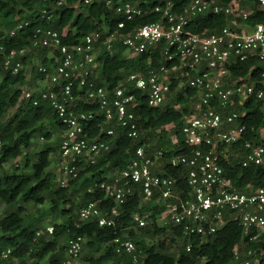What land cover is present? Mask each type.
I'll use <instances>...</instances> for the list:
<instances>
[{
	"label": "built area",
	"instance_id": "1",
	"mask_svg": "<svg viewBox=\"0 0 264 264\" xmlns=\"http://www.w3.org/2000/svg\"><path fill=\"white\" fill-rule=\"evenodd\" d=\"M256 1L264 13V0ZM63 2L55 0V5L42 7L40 18L51 20L55 8ZM93 4H103L113 10L119 18L115 28L109 30L103 26L101 31L64 43L62 39L67 28L59 32L37 27L30 48H46L50 64L40 63L38 66V71L45 76L37 79L42 88L22 89L21 92V98L30 100L33 105L47 101L63 126L57 153L59 187L67 186L77 177V163H95L99 154L110 148L101 138V131L93 137L85 132L86 122L94 115L91 111L77 110L83 97L87 102L97 103L105 122L115 121L132 138L138 136L133 111L138 101L134 90L146 91L151 106H162L172 80L169 74L180 70V77L184 79L177 81L176 89H192L195 98L190 106L193 113L185 117L182 125L185 143L191 150L169 159L171 166L187 167V193L181 196L174 177L154 172L155 165L161 167L162 152L148 154L140 145L124 168L114 170L107 180L98 183V188L113 204L105 210L101 201L89 200L78 209V221H95L99 226L113 225L122 205L137 191L142 200L160 203L164 207L156 222L180 228L176 240L184 242L186 251L190 250L193 238L203 239L230 220H237L244 234L253 228L256 232L249 239L257 241L264 235V187L247 184L244 190H237L231 179L225 176L221 160L227 161L229 155L241 150L242 167L264 165V145L244 139L246 126L239 119L244 112H225L235 101L241 104L249 97L261 100L264 109V22L246 24L244 19L252 9L234 7V1L221 5L214 0H190L181 11H176L172 0H80L81 7ZM150 12L159 13L160 19L144 24L134 22ZM205 13L237 16L240 23L234 22L211 32L197 33L187 28L192 20ZM27 25L28 21L17 22L8 35L16 36ZM116 45L122 46L128 57L146 54L148 63L151 54L163 46L166 59L177 57L178 61L170 68L161 65L158 69H150L145 75L141 72L123 74L122 81L113 87L105 81L97 84L100 50L112 52ZM30 48L9 50L4 56V66L12 74L17 73L22 66L20 57ZM4 52L5 47L0 45V55ZM249 58L256 59L261 66L259 79L250 73L232 77L229 66ZM83 87L84 93L80 94ZM105 133L111 136L114 131L107 128ZM175 142L173 137L172 143ZM238 145L240 147H235ZM220 146L223 149L218 150ZM132 221L134 228L147 224L146 215L138 211L132 214ZM52 232V226L45 227V233ZM41 233L36 231V235ZM85 240L83 236L68 238L61 264H75ZM113 243L121 258L119 264L141 263V252L131 239L117 237ZM12 250L7 247L0 252V264H11ZM256 251L248 249L245 258L240 260L241 264H258ZM233 253L237 260L238 245L233 248Z\"/></svg>",
	"mask_w": 264,
	"mask_h": 264
},
{
	"label": "trees",
	"instance_id": "2",
	"mask_svg": "<svg viewBox=\"0 0 264 264\" xmlns=\"http://www.w3.org/2000/svg\"><path fill=\"white\" fill-rule=\"evenodd\" d=\"M189 1L172 0L176 11H181ZM214 1L224 5L235 0ZM238 1L243 9H252V13L244 19L246 24L264 22V13L259 9L256 0ZM51 4L55 5V0H0V27L7 25L10 30L17 22L28 21V25L19 30L16 36H9V30H0V45L5 47V52L0 55V206L3 205L5 210V215L0 218V252L7 247L12 248L11 258H19V264H27L23 262L27 255L34 259L31 264H41L47 257H49L47 264H61L67 239L83 236L86 239L84 245L91 252L102 251L96 258L89 257L87 259L89 264H119L121 258L114 250L113 240L122 237L129 238L135 243L142 255L140 264H241L240 260L245 258H242V254L248 249L257 250L255 255L259 258L258 264H264V235L257 241L250 240L249 237L256 231L252 228L244 234L237 220L228 221L203 239L193 238L189 251L185 250L184 242L177 244L173 251L170 250L172 244H166L165 240L147 243L146 237L156 235H169L170 242H176L180 228L172 225L159 226L156 218L164 207L160 203L153 204V201L141 206V195L137 191L122 205L113 225L99 226L95 221H78V209L89 200L101 201V206L105 210L113 204V201L106 199L103 191L98 188V183L107 180L114 170L124 168L132 158L135 148L140 145L145 147L148 154L162 152L161 167L154 172L174 177L181 196L187 193V167L171 166L169 159L175 155L188 154L191 150L185 143L182 125L185 117L192 112L190 106L195 94L187 87L176 89L177 81L184 79L180 77V70L169 74L172 80L163 107L151 106L146 91L134 90L138 101L133 109L138 130L136 138L127 136L115 121L105 122L103 112L97 103L87 102L83 97L77 110L91 111L94 115L86 122L85 132L89 137H93L101 131V138L110 148L109 151L101 153L95 163H86L82 170H78L77 177L67 186H55V175L47 171V168L50 165V155L58 153L61 137L57 143L48 142L52 132L44 129L43 122L51 121L60 132L63 126L57 121L47 101L33 105L30 100L21 98L22 86L26 80L25 66L30 63L31 56L35 53L42 65L50 64L46 57V48H30L33 34L37 27L52 28L59 32L67 28V34L62 40L64 43H71L88 33L101 31L103 26L113 30L119 18L113 14L112 9L103 4L81 7L80 0H64L55 8V15L51 20L41 19L40 9ZM232 17L233 15L223 13H205L192 20L187 28L197 33L216 31L225 25H231ZM159 19V13L150 12L138 17L134 22L144 24ZM21 48L30 50L20 57L22 66L17 73L12 74L4 66V56L11 49ZM162 51L163 46L156 49L148 63L146 54L128 57L120 45H116L112 52H106L102 48L97 57V60L101 61L99 77L95 81L97 84L105 81L109 87H113L122 81L123 74L141 72L145 75L150 69H158L161 65L170 68L177 63V57L168 61ZM171 51L169 49V52ZM33 70L35 78L45 77L38 71V67H33ZM229 70L232 77H242L250 73L253 78L259 79L261 66L256 59L249 58L236 61L229 66ZM174 76L176 78L173 79ZM258 88L257 85L256 89ZM84 90L85 87L80 90V94H83ZM10 109H14L11 115L8 114ZM225 112H244L243 116H239L240 121L246 126L244 139L264 145V109L261 100L249 97L241 104L235 101ZM107 128H112L114 134L106 135ZM35 131L42 134L46 143L34 154V160L31 161L28 152L24 153V150L30 149ZM172 137L176 138L175 143H172ZM221 149L223 146L218 148ZM231 149H234V146ZM239 152L229 155L227 161L221 160L225 176L231 179L237 190H244L247 184L264 187V165L242 167L243 153L241 150ZM19 156L23 159L22 167L16 166L11 172L6 171L5 164ZM77 165L79 168L84 166L80 163ZM87 173L90 174L88 177ZM76 193L78 200L74 199ZM47 200L53 218H63L62 223L53 224V232L49 234V238L36 235L37 230L31 227L24 216V205L43 204ZM135 211L141 215L150 211L146 216L148 222L145 226L134 228L132 214ZM62 235L66 236L64 244H60L58 240ZM236 245L239 252L237 260L233 253Z\"/></svg>",
	"mask_w": 264,
	"mask_h": 264
},
{
	"label": "rangeland",
	"instance_id": "3",
	"mask_svg": "<svg viewBox=\"0 0 264 264\" xmlns=\"http://www.w3.org/2000/svg\"><path fill=\"white\" fill-rule=\"evenodd\" d=\"M234 7H238V8H242L239 4L238 0L234 1ZM239 18H237V16H233L232 17V21L231 23L233 24L234 22L236 23H240V21L238 20ZM0 30L2 31H8L9 30V26L7 25H2L0 27ZM40 65V60L38 58V56L34 53L33 56H31L30 58V63H28V65L25 66V76H26V80H25V84L22 86V89H36V88H42L43 85H38L37 83V78H35L34 76V70L33 67H38ZM168 76V73H167ZM164 105V104H163ZM163 105L161 107H163ZM14 109H10L8 114L11 115L13 114ZM193 112H190L187 116L192 115ZM186 116V117H187ZM170 125H168L169 127ZM43 127L46 131H51L52 132V137L48 142H54L57 143L59 137L61 136V132L59 130H57L55 128V126L51 123V121L45 120L43 122ZM173 138V137H172ZM46 143L45 139L42 137V134H40L38 131H35L34 136L32 138V145L30 147V149H28L27 151L24 150L25 152H28V156L30 157V160H34V154L39 151L43 145ZM100 155V154H99ZM98 159V157H97ZM96 159V161H97ZM23 159L22 157H17L15 159H13L12 161L8 162L5 164V170L8 172H11L14 168H16V166L18 167H22L23 165ZM58 162L59 160L57 159V153H52L50 155V165L47 168V171H50L51 173H53L55 175V186H58L57 184V177L59 176L58 174ZM87 164H84L83 167L79 168V170H82ZM159 169V164L155 165L154 170H158ZM161 170V169H160ZM90 174L87 173L86 176L88 177ZM70 190V189H69ZM81 193V191H80ZM78 194L76 193V195L74 196V199L76 198V200H78ZM155 202H153L154 204ZM147 204V201L142 200L141 199V206ZM25 209H24V216L25 219L30 223L32 228H35L37 231L42 232L40 235H44L46 238H49L50 236L48 234L45 233V227L46 226H53L54 223H62L63 218L62 217H58L57 219L53 218L52 213L49 211L48 209V200L46 202H44L43 204H35V203H29L24 205ZM147 214H150V211L146 212V216ZM5 215V210H4V206L1 205L0 206V218H2ZM160 217V213L157 216V219ZM148 222V221H147ZM162 222L157 221V224L159 226L161 225ZM168 226V225H167ZM0 234H1V230H0ZM125 235L127 234L126 232L124 233ZM124 235V236H125ZM65 239L66 236L62 235L59 237V242L60 244H64L65 243ZM146 242L149 244H152V242H156V241H160V240H165L166 244L170 245V250L173 251L175 249V246L177 244H180L179 241L176 242H170V236L169 235H160V236H151V237H146ZM102 253V251L94 253L91 252L85 245H83L81 252L78 256V258L75 261V264H89L88 262V258L92 257V258H96L98 255H100ZM245 257V253L242 254V258ZM49 257L43 259L41 261V264H47V259ZM24 263H33L34 259H32V257L30 256H25L24 257ZM253 262V260H252ZM20 263V259L19 258H11V264H19ZM241 263V262H239Z\"/></svg>",
	"mask_w": 264,
	"mask_h": 264
}]
</instances>
